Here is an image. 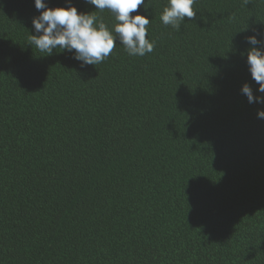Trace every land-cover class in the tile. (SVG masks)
Listing matches in <instances>:
<instances>
[{
  "label": "trees",
  "instance_id": "obj_1",
  "mask_svg": "<svg viewBox=\"0 0 264 264\" xmlns=\"http://www.w3.org/2000/svg\"><path fill=\"white\" fill-rule=\"evenodd\" d=\"M46 8L109 10L87 0ZM154 49L97 65L29 44L35 0H0V264H264V0H194ZM98 26V25H97ZM258 41L252 45L248 37Z\"/></svg>",
  "mask_w": 264,
  "mask_h": 264
},
{
  "label": "clouds",
  "instance_id": "obj_2",
  "mask_svg": "<svg viewBox=\"0 0 264 264\" xmlns=\"http://www.w3.org/2000/svg\"><path fill=\"white\" fill-rule=\"evenodd\" d=\"M101 12L109 10L117 23L114 26L115 36L98 19L94 12L78 13L75 7L46 8L43 0H35L37 9H45L39 17L33 19V25L41 35H30L29 44L41 52L52 54L53 49L75 50V58L85 64L97 65L105 60L116 47L115 37L118 36L121 44L130 56H144L154 49V42L147 37L149 19L143 15H135L144 0H87ZM194 0H169L168 6L163 9L161 21L164 25H171L179 29L185 17L194 20L196 12L193 10ZM247 3V0H245ZM98 25V26H97ZM252 45L257 39L248 37ZM247 63L253 80L259 85L258 91L264 93V52L252 47L247 53ZM242 92L248 101L264 102L260 97H254L248 84H244ZM258 116L264 118V111H258Z\"/></svg>",
  "mask_w": 264,
  "mask_h": 264
}]
</instances>
